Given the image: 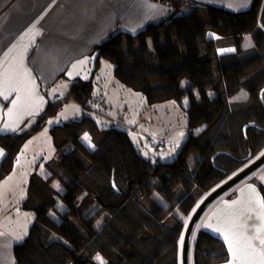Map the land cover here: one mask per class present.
<instances>
[{
  "label": "trees",
  "instance_id": "trees-1",
  "mask_svg": "<svg viewBox=\"0 0 264 264\" xmlns=\"http://www.w3.org/2000/svg\"><path fill=\"white\" fill-rule=\"evenodd\" d=\"M152 1L166 5L167 16L138 34L111 35L95 48L94 78L72 82L68 100L83 115L51 129L56 150L72 149L30 178L22 209L35 217L16 247L17 264H181L188 219L208 194L264 153V0L244 13L190 0ZM186 6L190 11L182 13ZM102 60L148 105L179 104L188 132L174 160L153 162L128 131L100 127L105 104L96 105L95 77ZM241 90L247 98L236 99ZM64 102L49 103L30 129L0 135L7 152L0 182ZM214 254L226 255L225 244L201 232L194 264H211Z\"/></svg>",
  "mask_w": 264,
  "mask_h": 264
},
{
  "label": "crops",
  "instance_id": "crops-1",
  "mask_svg": "<svg viewBox=\"0 0 264 264\" xmlns=\"http://www.w3.org/2000/svg\"><path fill=\"white\" fill-rule=\"evenodd\" d=\"M190 1L234 13L249 11L254 2ZM168 12L166 5L152 0H0V93L3 92L5 72L15 73L21 79L31 81L33 89L25 105L18 107L12 117L8 113L13 109L17 93L11 92L7 99L0 94V135L30 129L47 110L49 103H56L57 96L64 98L63 92L70 89L73 81L92 80L97 57L95 48L111 35L138 34L149 24L163 20ZM252 46L251 37H248L245 48ZM237 98L245 99L247 95L241 94ZM6 124L9 125L7 129ZM41 134L43 130L26 144L37 140ZM84 136V143L92 147V138L86 142ZM26 144L18 154L11 174L0 182V264H17L16 247L28 236L35 217L34 213L22 209L29 181L35 171L45 173L44 168L38 165L34 168L32 163L25 162ZM71 149L72 145L61 151L55 147L56 153L52 159L60 161ZM0 152L3 153L0 155L1 168L7 157L1 145ZM250 187L255 188L256 195L264 199V166L206 210L194 231L191 253L194 254L199 234L207 232L222 240L226 247V255L214 254L210 257L211 264H230L231 255L223 236L212 229L220 227L223 230L234 218H239L240 222L248 225V234H254L251 229L259 226L256 219L259 210L249 204L250 200L255 199L248 191ZM235 201L240 203L234 204ZM249 208L252 209L251 219ZM205 224H211L212 227L206 228Z\"/></svg>",
  "mask_w": 264,
  "mask_h": 264
},
{
  "label": "rangeland",
  "instance_id": "rangeland-1",
  "mask_svg": "<svg viewBox=\"0 0 264 264\" xmlns=\"http://www.w3.org/2000/svg\"><path fill=\"white\" fill-rule=\"evenodd\" d=\"M189 11L190 8L186 6L183 8L182 13ZM113 71L114 66L107 60H102L99 76L95 78L96 82H98L96 92L103 94V96L96 94V99H98L95 100L96 105L101 102L105 104L101 108L105 115H101L98 119L100 127H115L128 131L130 138L139 147L142 154L152 159L153 162L174 160L185 142L188 132V119L179 104L176 101H168L150 106L142 94L123 86L115 78ZM241 94L248 96V91L241 90L237 93L238 96ZM63 96L64 98L62 97V99L65 102L59 116L49 121L48 125L43 129V134L36 138L37 140L26 144L24 152L27 159L24 160L26 163H32L34 168H37L38 165L39 168L43 169L45 162L55 156L56 152L51 137V128L56 124L61 125L81 117V106L74 100H68L70 89L63 92ZM237 97L236 99H238ZM106 115L111 117H104ZM87 136L90 139V136ZM162 141L166 143L165 149L158 147V144L162 143ZM182 191L179 188L177 193L181 195ZM160 201L164 203L161 198ZM190 218L187 221V225L190 222ZM184 236L181 246H183ZM193 251L195 254V249ZM194 254L193 252L191 253V264H194Z\"/></svg>",
  "mask_w": 264,
  "mask_h": 264
},
{
  "label": "snow or ice",
  "instance_id": "snow-or-ice-1",
  "mask_svg": "<svg viewBox=\"0 0 264 264\" xmlns=\"http://www.w3.org/2000/svg\"><path fill=\"white\" fill-rule=\"evenodd\" d=\"M229 51H232L229 49ZM4 98H8V94L11 92L17 93V100L13 102V109L9 111V117H12L14 111L18 107H23L25 101L32 95L31 81H25L17 76L15 73H4L2 81ZM8 124L5 125L7 129ZM15 130L14 128L12 129ZM181 135H183L181 133ZM84 140L88 141L89 137L84 136ZM0 155H3L0 152ZM248 191L255 196L254 200H250V205H255L258 208L256 219L259 221V226L251 229L254 234H248V225L243 224L239 221V218H234L232 222L227 225L223 230L220 227L213 228L214 232H219L225 243L228 246V251L231 255L230 264H264V199H261L256 195L255 188H249ZM240 203L235 201L234 204ZM226 207H232V205H226ZM252 209H248L249 219H251ZM205 227H212L211 224H205ZM182 243V241H181ZM100 260L99 257H97ZM101 264L103 262L101 261Z\"/></svg>",
  "mask_w": 264,
  "mask_h": 264
},
{
  "label": "water",
  "instance_id": "water-1",
  "mask_svg": "<svg viewBox=\"0 0 264 264\" xmlns=\"http://www.w3.org/2000/svg\"><path fill=\"white\" fill-rule=\"evenodd\" d=\"M215 160V159H214ZM264 166V153L257 158L254 162L246 166L244 169L239 171L237 174L233 175L225 183L213 190L208 196L200 203L193 216L188 223L185 231L183 246L181 250V264H191V244L194 231L196 226L204 215L206 210L219 198L227 194L230 190L240 184L242 181L246 180L248 177L256 173L261 167ZM113 187L117 192L119 190L116 187L115 181L113 180Z\"/></svg>",
  "mask_w": 264,
  "mask_h": 264
},
{
  "label": "built area",
  "instance_id": "built-area-1",
  "mask_svg": "<svg viewBox=\"0 0 264 264\" xmlns=\"http://www.w3.org/2000/svg\"><path fill=\"white\" fill-rule=\"evenodd\" d=\"M55 101H56V102H60V101H63V99H62L61 96H57V97L55 98ZM150 140L153 141V142L156 144V142H155L153 139L150 138ZM158 147H160V148H164V149H165V148H166V143H165V141H162V143H159V144H158Z\"/></svg>",
  "mask_w": 264,
  "mask_h": 264
}]
</instances>
